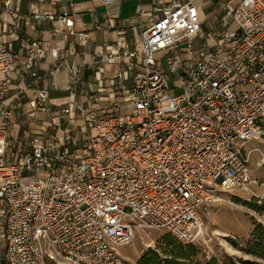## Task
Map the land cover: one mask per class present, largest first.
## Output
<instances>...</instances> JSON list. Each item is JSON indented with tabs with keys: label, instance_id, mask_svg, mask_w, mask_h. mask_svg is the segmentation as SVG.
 I'll return each instance as SVG.
<instances>
[{
	"label": "built area",
	"instance_id": "obj_1",
	"mask_svg": "<svg viewBox=\"0 0 264 264\" xmlns=\"http://www.w3.org/2000/svg\"><path fill=\"white\" fill-rule=\"evenodd\" d=\"M222 4L226 25L213 50L195 43L203 35L193 0L155 1L149 10L139 1L141 59L126 109L106 106L80 146L71 140L74 150L38 135L10 137L15 104L4 97L11 75L23 72L0 27V264H130L118 248L137 229H165L194 243L204 234L200 208L221 190L257 183L245 144L264 136V0ZM1 11L16 24L23 19L8 0H0ZM29 13L87 38L69 8ZM120 48L105 59L136 54ZM25 49L34 77L33 61L58 51L34 39ZM46 97L39 88L31 105L44 107Z\"/></svg>",
	"mask_w": 264,
	"mask_h": 264
},
{
	"label": "crops",
	"instance_id": "obj_2",
	"mask_svg": "<svg viewBox=\"0 0 264 264\" xmlns=\"http://www.w3.org/2000/svg\"><path fill=\"white\" fill-rule=\"evenodd\" d=\"M142 3L149 10L153 2L169 3L172 0H8V8L23 16L18 24L7 11L0 13L2 39L18 55L22 74L13 73L5 93V102L15 104L11 116L10 137L28 140L34 135L43 142L68 143L71 150L93 133V122L105 113V107L114 102L119 106L110 109L124 112L126 91L141 59L139 16L136 6ZM201 20L203 37L196 45L207 44L216 49L217 32L225 27L223 0H193ZM65 8L72 12L73 27L87 33L86 40L70 35L56 20L36 18L31 9L54 14ZM207 34L212 36L207 37ZM45 41L49 48H58L57 57L48 54L33 61L39 73L34 77L27 72L32 63L26 52L28 40ZM136 51L134 56L116 58L108 62L110 52L120 47ZM179 48L182 51V45ZM120 48V49H119ZM181 49V50H180ZM185 56L188 54L184 53ZM161 67L162 63L160 62ZM39 88H45L44 107L31 105ZM80 108L73 106V102ZM70 111L65 113L63 108Z\"/></svg>",
	"mask_w": 264,
	"mask_h": 264
},
{
	"label": "rangeland",
	"instance_id": "obj_3",
	"mask_svg": "<svg viewBox=\"0 0 264 264\" xmlns=\"http://www.w3.org/2000/svg\"><path fill=\"white\" fill-rule=\"evenodd\" d=\"M165 56L161 57L164 62ZM169 85L174 88L173 78ZM179 91V88H174ZM260 149L264 152V136L248 140L245 149L249 152V167L257 183L247 190H221L218 199L205 204L199 213L204 222V234L201 239L192 242L197 254L192 260L204 262L215 255L227 261L229 257L244 264L246 260L254 264H264V259L246 251L251 230L257 223H264V161H261ZM178 243L187 242L178 239L165 229H137L134 238L128 244L120 246L119 252L130 264H137L138 258L148 249L160 254L177 248Z\"/></svg>",
	"mask_w": 264,
	"mask_h": 264
},
{
	"label": "trees",
	"instance_id": "obj_4",
	"mask_svg": "<svg viewBox=\"0 0 264 264\" xmlns=\"http://www.w3.org/2000/svg\"><path fill=\"white\" fill-rule=\"evenodd\" d=\"M246 251L264 259V223H257L251 230L246 244ZM197 254L196 246L192 242L178 243L177 248L168 250L162 256L154 249H148L137 260V264H242L229 257L227 261L212 255L204 262H197L192 258ZM244 264H254L246 260Z\"/></svg>",
	"mask_w": 264,
	"mask_h": 264
}]
</instances>
